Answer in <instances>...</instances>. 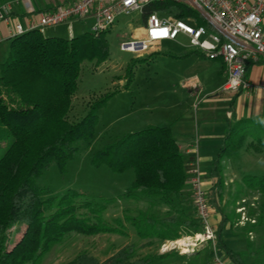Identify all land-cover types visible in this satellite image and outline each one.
Wrapping results in <instances>:
<instances>
[{"label":"trees","instance_id":"obj_1","mask_svg":"<svg viewBox=\"0 0 264 264\" xmlns=\"http://www.w3.org/2000/svg\"><path fill=\"white\" fill-rule=\"evenodd\" d=\"M155 8L161 14L183 19L190 14L180 4L164 2L148 6L142 19ZM107 54L104 33L95 36L82 31L64 38L31 30L10 39L8 53L0 63V264H39L54 244L72 232L123 233L119 218L117 226L102 218L105 209L122 197L144 198L150 207L159 202L174 207L188 192V161L171 127L147 125L104 145L92 157L95 165L105 163L113 172L133 170V181L121 195L89 197L69 189L58 197L41 196L36 179L42 170L52 160L63 169L76 149L73 143L89 142L95 137L97 112L113 92L90 104L77 121H71L68 113L77 90L80 64L84 60L104 61ZM247 136L257 150L264 148V129L257 120L242 119L228 126L209 172L215 178V187L223 183L222 158L237 152ZM248 177L247 185L264 194V175ZM208 199L211 209L217 207L213 194ZM124 218L140 238L174 240L201 231L198 219L187 214L159 217L145 212ZM263 223L264 216L260 214L257 224ZM13 227L19 236L9 247L8 233ZM254 229L248 225L243 231L247 235ZM217 234V249L233 264H244L249 255L264 258V239L257 247L247 239V251H234L222 241L220 232ZM209 247L207 252L213 258ZM135 253L136 246L130 243L103 262L81 253L68 264H150L155 259H133Z\"/></svg>","mask_w":264,"mask_h":264},{"label":"rangeland","instance_id":"obj_2","mask_svg":"<svg viewBox=\"0 0 264 264\" xmlns=\"http://www.w3.org/2000/svg\"><path fill=\"white\" fill-rule=\"evenodd\" d=\"M90 25V19L81 23L76 22L74 34L82 31L89 32ZM143 27L144 20L139 12L119 16L111 29L104 33L108 41L106 59L100 62L84 60L80 64L77 90L72 96L71 109L68 113L71 121L79 120L90 104L107 93L113 92V95L97 112L95 137L89 142L75 141L73 145L76 149L63 169L52 160L49 167L43 169L37 177L36 182L43 198L61 196L69 189L77 190L89 197L116 198L133 181V170L113 172L105 163L95 165L92 161L95 152L126 133L140 130L147 125H160L158 123H163L176 114L184 112L193 116L196 112L193 107L186 106L185 100L189 97L182 81L184 75L182 64L185 61L180 60L181 57H179L185 54V51H192L193 48L180 35L175 40L162 41L159 49L139 57L134 53L121 50L120 44L140 36ZM43 35L70 38L65 24L48 27ZM5 44H0V48H3ZM175 98L180 100V103H177ZM262 128L264 129V125ZM171 129H173L171 132L175 131L176 127L171 126ZM254 143L253 139L247 136L241 147L247 148L254 154V157L246 163L240 161L241 153L236 157L231 156L237 167L244 168V172L240 175L243 178H240L246 184L250 181L248 176L264 175V148L259 147L261 149L257 150ZM250 192L247 196H239L238 200L237 198L232 200L235 202V209L239 216L235 226L239 228L254 226L253 233L248 232L247 236L257 247L264 239V223L261 226L257 224L258 216L260 214L264 216V194L257 189H252ZM134 199L138 200L137 197ZM136 200L122 197L102 213L103 220L114 226H117L116 219L119 218L124 226L123 233L85 235L72 232L54 244L39 264H68L81 253H87L103 262L123 245L133 241L140 242L124 215H136L137 207H143L146 212L152 213V208L145 202ZM209 221L211 223V215ZM14 227L8 233L9 247L19 236ZM194 234L187 236H194ZM199 246L201 245L191 247ZM204 249L208 251L207 246ZM193 251L194 249H189L182 252ZM137 257L139 255L135 253L133 259ZM212 259V256H208L209 262ZM160 263L155 260L151 264Z\"/></svg>","mask_w":264,"mask_h":264},{"label":"built area","instance_id":"obj_3","mask_svg":"<svg viewBox=\"0 0 264 264\" xmlns=\"http://www.w3.org/2000/svg\"><path fill=\"white\" fill-rule=\"evenodd\" d=\"M164 2L180 4L190 14L183 19L152 9L146 15L142 34L120 44V49L139 57L156 50L162 41L181 35L206 58L223 62L225 80L220 92L250 88L245 78L247 65L264 56V0H2L0 22L8 24L10 39L31 30L43 34L46 28L60 24L67 26L71 38L74 24L90 19V32L97 36L110 30L119 16L134 12L142 15L148 6ZM16 6L24 12L23 22L13 16ZM187 182L201 231L187 236L193 241L184 242L180 250H189L196 242H210L215 250L209 195L196 157L188 163ZM212 260L214 264H229L217 252Z\"/></svg>","mask_w":264,"mask_h":264},{"label":"crops","instance_id":"obj_4","mask_svg":"<svg viewBox=\"0 0 264 264\" xmlns=\"http://www.w3.org/2000/svg\"><path fill=\"white\" fill-rule=\"evenodd\" d=\"M23 15L22 8L16 6L13 16L19 17L23 22ZM262 27L264 30V11ZM8 34V24L0 22V44L10 43ZM8 45L5 44L3 48H0V63L8 53ZM159 48L160 45L156 49ZM179 57H181L180 60L185 61L182 64V73L184 74L182 81L189 97L185 100L186 106L193 107L196 112L193 113V116L189 113L184 114V112L173 115L163 123H158L160 124L158 126L176 127L175 131H172L173 137L185 159L189 161L193 157L197 158L199 166H201L203 187L208 195H214L217 205L211 209L210 213L215 235L217 236V232H220L222 241L232 250L247 251V239L253 245L254 243L247 236L248 234H244L243 228L235 226V221L239 216L235 209V202L232 200L235 198L238 200L239 196L249 195L252 189L244 183L243 179L241 180L243 177L240 175L244 172V168L237 167L232 157L241 153L240 161L246 163L254 157V154L247 148H240L232 154L233 156L223 157L221 160L222 186L215 187V178L211 177L209 172L229 125L242 119L257 120L261 125H264V56L247 65L245 78L250 83V88H241L234 92H220L219 90L225 80L224 64L219 58L210 60L195 49L185 51V54ZM175 99L177 103H180V100ZM191 149L195 150L194 154L190 153ZM186 190L188 192H186L183 201L177 202L174 207L164 202L153 204L151 206L153 215L157 214L156 216L162 217L164 215L184 216L187 214L197 219L189 185ZM139 200L147 204L144 198H138L136 201ZM136 212V215L142 214L146 212V209L137 207ZM251 232L253 233V231ZM138 238L140 242L133 241V243L139 257L154 256V261H160V264H214L213 260L209 262L208 256L211 255L204 249L207 246L210 250V242H196L191 246H201L193 248L190 246L189 249H194V251L183 253L180 250L181 245L184 242L193 241L187 235L174 240L158 237ZM216 239L215 250L211 245L213 253L217 252L229 264H233L217 249ZM244 264H264V258L249 255L245 257Z\"/></svg>","mask_w":264,"mask_h":264},{"label":"bare ground","instance_id":"obj_5","mask_svg":"<svg viewBox=\"0 0 264 264\" xmlns=\"http://www.w3.org/2000/svg\"><path fill=\"white\" fill-rule=\"evenodd\" d=\"M179 243V242H178Z\"/></svg>","mask_w":264,"mask_h":264}]
</instances>
